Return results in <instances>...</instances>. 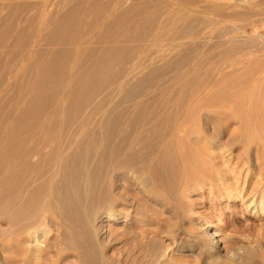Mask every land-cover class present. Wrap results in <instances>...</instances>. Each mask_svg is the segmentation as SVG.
<instances>
[{
	"label": "bare ground",
	"instance_id": "6f19581e",
	"mask_svg": "<svg viewBox=\"0 0 264 264\" xmlns=\"http://www.w3.org/2000/svg\"><path fill=\"white\" fill-rule=\"evenodd\" d=\"M233 1L78 0L51 13L64 0H0L2 264H56L69 250L79 264H105V222L160 229L165 197L177 221L196 218L179 200L194 189L263 219L264 179L234 149L264 151V39L239 33L193 49L197 34L182 29L195 10L243 2ZM191 228L181 230L193 247L225 250L210 264H264V224L237 250L220 231ZM142 245L149 264H170Z\"/></svg>",
	"mask_w": 264,
	"mask_h": 264
},
{
	"label": "rangeland",
	"instance_id": "374dc122",
	"mask_svg": "<svg viewBox=\"0 0 264 264\" xmlns=\"http://www.w3.org/2000/svg\"><path fill=\"white\" fill-rule=\"evenodd\" d=\"M234 1L233 3L242 2L241 0L238 2L236 0ZM247 1L249 2V0ZM252 1H250L251 3L248 4V2H246L245 0L246 3L243 4L244 2L243 0L242 2L243 5L241 3H238L239 4V5L237 4L238 7L236 6V4H234V8L233 6H230L228 8L229 12L225 10L223 12L220 11L221 12L220 13L219 11L216 10V13L215 12L212 13L211 10L213 9L207 11V12L211 11L209 14L207 12H203L202 14L201 12H199V10H195L194 13L192 12L191 18L186 19V22L185 20L182 22V29L188 31L190 28L191 30L189 31L194 32V34L192 32L191 34L193 35L197 34L196 35L197 41L192 42L191 44L193 46V49L197 48V46H200L201 44L203 45L204 43L206 44V42L215 43L218 40L225 39V37H231L233 35H238L239 33L240 34L238 36L242 40L243 38L244 40H246L248 35L250 36V37L248 36V40L251 41L253 39L254 40L264 39V9H263L264 6L263 5L261 6L262 2L261 3L259 2L260 3L259 5L258 1L261 0H252ZM77 3L78 0H66V1L64 0L63 5L62 3L60 4L55 3L47 9H53L51 10V13H54L55 9H65V10L73 9L77 5ZM254 3L256 5H254ZM246 4H248L250 7L245 6ZM257 4H258V9L256 7ZM251 5L252 8H254L253 6H255L253 10L251 9V11H253L252 13L250 12ZM165 10L166 9H163L162 12H164ZM160 16L161 14L158 13V15L156 14V16L152 18L154 19V21L153 20L150 21V23L148 24V29L150 30L153 29L151 27H154L153 25H155V23L158 22ZM155 20L157 22H155ZM199 34H201L202 36H200ZM185 42H189V41H185ZM185 42L184 43L180 42L181 43V45L179 46L180 51L183 49V45L186 44ZM180 51L178 55H180ZM189 59L192 58L188 57L187 59L188 61L187 60L186 61L187 62L193 61V59L192 60ZM225 138L228 139L229 136H226ZM253 145L252 147L250 146L249 149L243 145L238 146V148L234 149V153L238 154V156L244 161L246 162L249 161L248 165L251 166L252 173L257 174V177L259 179L260 178L264 179V156H263L264 151L262 153V150L257 149L256 145L254 146ZM138 197H142V196L138 195ZM143 199H144L143 203L145 204L148 214L152 215L153 208H156V205H154V202L151 201L150 197L145 196L143 197ZM168 199L169 198L165 197L164 202L167 204L164 206L162 204L160 207H158V210L160 211V218L162 219L160 226L161 230L156 228L154 223H146L144 224L146 232L142 234V232H140V230L137 227L134 228V226L127 225L125 222L116 223V222L107 221L104 223V230L101 232L99 236V243L101 249L100 255L102 254L101 257L103 256L102 258L104 259L105 264L107 263L108 264H147L148 262L145 261V258L143 259L142 256V252L144 248L142 243H144L145 247H147L148 250L151 251L160 250V249L162 250V248L163 250H166V254L168 260L170 261V264H210V260H211L210 256H216L218 252L224 255L225 250L214 251L215 249H213L211 252H208L209 253L208 254L207 253L208 250L205 249L203 250L193 247L192 239L187 234H183L184 230H181L183 229V227L190 228L192 226L191 229H193V231L195 228H197V230L195 229L197 236L198 234L199 236L200 235L203 236L204 235L203 233H205V231H208L210 233H213L214 231H220V235L221 237H223L222 242H225V244H227L226 249L237 250L242 248L243 246L246 247L247 245H249L248 243L250 242V240H252V238L254 237H257L258 228H260V224H264V217L261 221L257 219L255 220V217H252L249 214V212H247L244 209V207L241 206L239 202L234 203L232 200L227 201L224 199H222L221 201H217V199L213 197V192H210L209 190L206 189H201V190L194 189L188 193L187 198H182V199L179 198L180 202L183 203L182 205H184V207H186L187 210L194 212L193 215H196V218L190 219L189 217L186 218V216H184L183 220L177 221V219H175V216L178 217V213H176L173 210V206L169 204ZM131 211H133V209H131ZM199 216L200 217L203 216V218H207L208 220H210L209 221L210 223L208 225H203V223L198 219ZM175 221L179 223L181 222L182 224L180 225L183 226L180 227L176 233L170 234L168 233V230L171 226L177 223ZM51 223L50 226L51 227L53 226L52 228H54L53 230L51 229L52 230L51 236H52L55 233L58 234V232L57 229L56 232H54L55 228H57V226H55L56 223L54 222V220ZM184 224L187 225L184 226ZM153 231L155 236L153 235ZM155 231L157 233H155ZM125 232H127V234ZM180 232H182V234ZM196 233L194 235H196ZM227 234L229 237L227 236ZM55 236L53 235L52 237L55 238ZM226 238H228L227 242L225 240ZM248 238L250 240H248ZM219 239L220 238H217V240ZM201 242L206 243L207 239L203 238ZM217 245L219 246V248L223 247V244L220 243L219 241L217 242ZM69 251L65 253L62 262L60 263L79 264V255H77V252L75 253L74 250L73 253L71 252L72 250ZM0 258L1 259L4 258V255L0 254ZM2 262L3 261H1L0 263L2 264ZM60 263H56V264H60ZM80 264H82V262ZM163 264H168V262L167 263L163 262Z\"/></svg>",
	"mask_w": 264,
	"mask_h": 264
}]
</instances>
